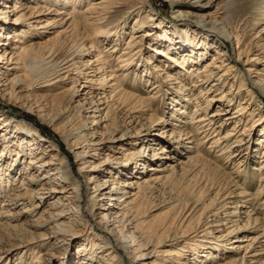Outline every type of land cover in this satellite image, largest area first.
Returning <instances> with one entry per match:
<instances>
[{
  "label": "bare ground",
  "instance_id": "1",
  "mask_svg": "<svg viewBox=\"0 0 264 264\" xmlns=\"http://www.w3.org/2000/svg\"><path fill=\"white\" fill-rule=\"evenodd\" d=\"M164 1L184 42L173 41L152 0H0V97L35 117L0 110V259L23 249L16 264H264V219L249 209L256 199L264 209V112L256 105L264 11L247 42L216 16L217 0ZM132 14L129 29L122 21ZM211 42L217 49L205 62ZM137 64L148 98L129 90ZM161 90L171 95L164 117L155 108ZM189 124L226 164L243 166L260 146V176L223 170L226 193L176 212L177 203L149 194L200 160L187 155Z\"/></svg>",
  "mask_w": 264,
  "mask_h": 264
},
{
  "label": "rangeland",
  "instance_id": "2",
  "mask_svg": "<svg viewBox=\"0 0 264 264\" xmlns=\"http://www.w3.org/2000/svg\"><path fill=\"white\" fill-rule=\"evenodd\" d=\"M152 3L155 6L154 9L158 10V13H160L161 16L163 17L164 25L166 24L165 26H169L167 28V30H169L168 31L169 35L171 36V38H173V41H175V43L184 42L183 40L185 38H182L184 36V33L182 31H179L181 28H183V25L180 24V22H177L175 20V18L173 17L172 6L164 0H152ZM213 11L215 12L216 16H218V18L224 23V25H226L228 30L240 31V33L243 34L245 39H248L247 42H249V40L252 37H255V35L257 33L256 31L258 30V28H260L259 26H261L260 23H258L257 25L255 24L256 26L253 24H254V21H256V17H260L261 12L264 11V0H217L215 6L213 8ZM123 13H124L123 11L116 13L117 15L113 16L112 21H114V20L117 21V18H120L121 14L123 15ZM122 22L126 23L127 28L129 26V29H131L134 22H135V17L132 14L131 17H129V19L127 21L125 20ZM193 30H195L196 35L198 34L197 37L199 39V35L202 31L197 29V28H193ZM52 31H50V33H46V35L52 36L53 35ZM162 33H163V30L158 29L157 35H160ZM192 35L195 36L194 33H192ZM128 37L129 36L126 35L124 40H128ZM219 37H220L221 41H223V44L220 45V47L222 49H226V51L229 50V53L233 54L232 43H230L229 41H226V39L222 38L221 36H219ZM103 40H105L106 43L110 42V38L106 39V37H104ZM210 45L213 48L211 49V52L207 56V59L205 60V62L210 60V58L214 55V53L217 49L216 43L211 42ZM260 51H261V49H260ZM146 55H150V52H147ZM226 55H228V54H226ZM143 67L144 66L140 67V65L137 64L136 66L131 68V70L129 71L130 72V74L128 76L129 81L132 84L137 85V87L136 86H131V87L129 86L130 87L129 90H132L135 94H138L140 97L148 98L150 93L148 91L146 92L144 84H142V82L140 81V75H141ZM257 67H258V70L260 71V73L261 72L264 73V63L257 64ZM137 73H139V74H137ZM190 83L191 82H189V84ZM238 85L239 84H237L236 87H238ZM256 89H257V92L260 96L257 97V98H259V99H257L258 103L256 104V102H255V104L257 106H259V104L262 105L261 108L263 109V112H264V93L258 87ZM214 94H215V92L212 93V95H214ZM170 97H171V95L166 94L165 90H163V91L161 90V92L158 94V97H157L158 102H157L156 107H155V108H158L160 110L159 112H157V113H159L158 115H160L162 117H164L163 115H166L164 113V110H166V107L170 103ZM260 101H262V102H260ZM236 108H237V106H235V108L233 110H235ZM215 109H216V107L213 108L212 111ZM0 110L2 112L9 114L10 116H13V117L16 116L18 118H25V119H27V121H31V122L35 118L32 115V113H30V112H28V111H26V110H24L18 106H15L11 102L10 103L7 102L6 100H4L1 97H0ZM149 113H151V112H149ZM172 122L179 124V123H177L178 122L177 120L176 121L172 120ZM182 125H184V123L181 124V126ZM232 125H234V123H231L225 129H221V133H223L222 136L225 135L226 132L231 131ZM40 127H41V133L44 135L45 138L55 140L54 136L50 133L49 128L47 126H45L44 124H42V125L40 124L39 128ZM184 128H185V132H189L188 136L191 137L190 139H187L186 144H187V146H189V147L191 146L194 148L187 155H189V154L191 156L199 155L200 157H198V158L201 160V162H199L200 160H197L198 159L197 158L196 160L198 162L194 161V162H192V164L190 163L191 164L190 166H189V164H187V168L189 166L190 169L189 168L187 169V172L185 173L184 176L173 177L174 179H172L170 177V179H172L171 181L167 180L166 182L162 183L163 185L161 184V186L158 187V189H156V191L154 190L153 192H150L149 199L151 202L160 203L162 201H167V200L171 199L172 201L177 203L178 207L180 206V207H182L181 209H184L185 207H188L190 205L189 201L191 203L192 199L196 200V199H200V198H203V199L205 198L204 201H206L207 199L214 197V195L216 194L215 191L217 192L218 189H222V192L226 193L231 188V185L228 184L229 178H228L227 174L230 172H233V170H236L239 168V172L244 173L245 177L247 178L248 181H250L251 178L252 179H256V178L258 179V177L260 176L259 175L260 170L253 168L254 166L258 165V163L260 162V156L262 154V151H261L262 148L260 146H259V151L255 152V156H257V157H254L253 159H251V158L247 159L248 162L246 161L243 166L238 167L239 166L238 163L230 164V162H228V164H226L224 162V159L215 157L216 153L214 151H210V149H209V146H211V144H212L211 142L213 140H211L209 142L205 141L206 143H204V145L200 146L199 143L202 141V139H201L202 136L198 135L197 132L193 130L191 124L187 125V127H184ZM168 130H171L170 126H169ZM217 130H219V128ZM170 132L171 131H169V133ZM260 134L261 133H259V130L257 129L255 132H253V139L255 141H258L260 139L259 138ZM1 147H2V145H1ZM257 147H258V145H257ZM166 152H167V155H172L174 153V149H168ZM228 153H226V155H228ZM183 159L186 161V158L183 157L182 160ZM227 159H229V157ZM237 161L238 160H236V162ZM195 163H196V166L193 165ZM214 165L219 166V168L221 170L215 171L214 167H212ZM201 166H203V167H201ZM211 167H212V169H211ZM223 170L225 172H227V174H224ZM179 177H181V178H179ZM257 185H258V180L255 181L252 185H247L248 187L246 190L250 194L254 193ZM210 186H212L211 189H210ZM239 190H241V189H239ZM222 192H221V194H222ZM0 199H2V198L0 197ZM256 200L253 202V205H251L249 207V209L252 210V215L255 214L254 217L258 216V217H261L264 219V209L261 208L262 206L260 205V202L258 200L257 201ZM208 201H210V200H208ZM247 205H249V204H247ZM176 207H174L176 209V212L181 210L180 207L179 208L177 207L178 210ZM200 207H201V204L199 205V207H197L194 210V212L191 215V217L194 216L192 221H191L193 226H195L196 223L200 222L199 214L201 211L198 210ZM190 226H191V224H190ZM190 226H189V228H190ZM185 228H187V230H188V226ZM190 236L193 238L194 234H191ZM12 241L14 242V240H11V242ZM210 244L211 243H208L207 245H210ZM77 247H78V243H74V245L71 247V253L74 254V251H76ZM261 247H264V246H261ZM261 247H260V250H261ZM22 250L18 249L17 251H14L13 253H11L9 256L0 259V264H16L18 262V259H19L18 258L19 254L17 252L20 253V252H22ZM232 256L236 258V256H238V255L232 254ZM76 262H77V260H75V263Z\"/></svg>",
  "mask_w": 264,
  "mask_h": 264
}]
</instances>
